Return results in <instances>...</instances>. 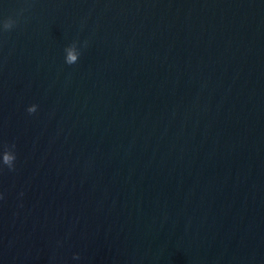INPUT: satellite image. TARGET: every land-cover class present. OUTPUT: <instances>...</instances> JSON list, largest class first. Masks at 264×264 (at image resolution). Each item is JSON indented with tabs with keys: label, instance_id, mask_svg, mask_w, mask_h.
Listing matches in <instances>:
<instances>
[{
	"label": "water",
	"instance_id": "1",
	"mask_svg": "<svg viewBox=\"0 0 264 264\" xmlns=\"http://www.w3.org/2000/svg\"><path fill=\"white\" fill-rule=\"evenodd\" d=\"M22 8L0 264H264V0H0V20Z\"/></svg>",
	"mask_w": 264,
	"mask_h": 264
},
{
	"label": "clouds",
	"instance_id": "2",
	"mask_svg": "<svg viewBox=\"0 0 264 264\" xmlns=\"http://www.w3.org/2000/svg\"><path fill=\"white\" fill-rule=\"evenodd\" d=\"M27 9H20L15 18L9 16L0 20V44L3 43V37L5 34L11 33L17 27H19L21 22V17L23 13ZM88 46V41L85 40L81 43L79 40H74L71 44L64 48V62L66 65H75L79 62L80 56L82 55V48H86ZM39 106L37 104L29 105L26 108V111L29 115H33L37 113ZM16 161H17V153H16V144L14 142L8 143L4 142L0 144V172L6 168L9 172H13L16 170ZM23 195V193H21ZM0 199H3V195L0 194ZM74 259H79V255H74Z\"/></svg>",
	"mask_w": 264,
	"mask_h": 264
}]
</instances>
